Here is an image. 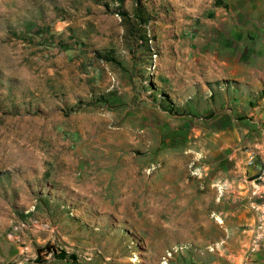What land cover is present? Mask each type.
<instances>
[{"label":"rangeland","instance_id":"1","mask_svg":"<svg viewBox=\"0 0 264 264\" xmlns=\"http://www.w3.org/2000/svg\"><path fill=\"white\" fill-rule=\"evenodd\" d=\"M139 6L144 26L118 14ZM109 50L119 64L94 54ZM222 128L260 166L264 0H0V262L83 245L141 264L159 189H179L191 145ZM32 219L49 229L19 228Z\"/></svg>","mask_w":264,"mask_h":264},{"label":"crops","instance_id":"2","mask_svg":"<svg viewBox=\"0 0 264 264\" xmlns=\"http://www.w3.org/2000/svg\"><path fill=\"white\" fill-rule=\"evenodd\" d=\"M214 116L216 120L224 116L222 120L228 123L232 120L230 110ZM195 134L197 138L198 132ZM204 134L206 145L199 148L196 142L189 150L195 175L182 180L179 189H168L169 185L159 189L158 210L149 216L165 221L158 220L157 235L148 231L143 236L149 253L141 264H164L162 259L166 264H264V172L260 173L264 148L259 152L260 166L247 167L246 153L239 144L241 134L228 128ZM231 140L235 146L230 152ZM201 169L206 170L205 176L197 177ZM74 246L77 250L70 248L66 253L76 255L78 264H101L96 247ZM172 247L182 250L167 260L163 253ZM20 253L18 249L11 258L5 253L0 264H27ZM123 259L117 262H125ZM45 260V264H71L54 257Z\"/></svg>","mask_w":264,"mask_h":264},{"label":"trees","instance_id":"3","mask_svg":"<svg viewBox=\"0 0 264 264\" xmlns=\"http://www.w3.org/2000/svg\"><path fill=\"white\" fill-rule=\"evenodd\" d=\"M118 14L121 15V17L123 18L124 22H130V19L134 20L136 22V24L138 26H144L149 22V18L147 16V14H145L144 12V8L139 7H135L133 10V13L131 14V16H128L127 13L123 12V11H118ZM139 32V31H138ZM142 40H146L144 37H141ZM95 56L97 58H99L100 60H104L106 62H111V63H116L119 64L117 62V60L114 57V52L112 50L109 51H96L94 52ZM160 100L162 99V101H165V97L163 95H159ZM99 101H105V99L103 97L99 98ZM164 110L167 113H174L177 114L176 110L173 109V105H165ZM74 111V109H71L70 112ZM43 252L45 254H52L53 257L57 260H67L69 262H71V264H78L77 263V257L74 254H67L65 251H52V250H46V249H42L40 251L37 252L38 255H40V253ZM39 263V261H37Z\"/></svg>","mask_w":264,"mask_h":264},{"label":"built area","instance_id":"4","mask_svg":"<svg viewBox=\"0 0 264 264\" xmlns=\"http://www.w3.org/2000/svg\"><path fill=\"white\" fill-rule=\"evenodd\" d=\"M153 57L155 58L156 56L153 55ZM253 161H254V156H253L252 153H250L248 155V158H247V164L248 165H252L253 164ZM27 225H30L35 230H40V229H42V230H48L49 229V224L48 223H46V222H38L36 219L30 220L28 223L26 222V223L20 224L19 228H26ZM23 249H26V248L25 247L21 248V254H23V252H24ZM177 250L180 251V250H182V248L179 247ZM175 252L176 251H174V253ZM172 254H173L172 252H167V255L166 256L167 257H171ZM23 261H27L26 260V257H25V259H23ZM164 261H166V260L164 259ZM163 263L165 264V262H163Z\"/></svg>","mask_w":264,"mask_h":264}]
</instances>
